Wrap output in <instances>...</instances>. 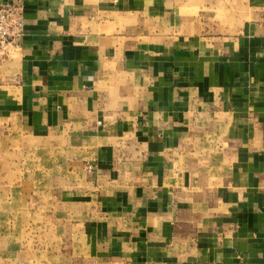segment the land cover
<instances>
[{"label":"crops","instance_id":"crops-1","mask_svg":"<svg viewBox=\"0 0 264 264\" xmlns=\"http://www.w3.org/2000/svg\"><path fill=\"white\" fill-rule=\"evenodd\" d=\"M7 3L0 264H264V0Z\"/></svg>","mask_w":264,"mask_h":264},{"label":"built area","instance_id":"built-area-1","mask_svg":"<svg viewBox=\"0 0 264 264\" xmlns=\"http://www.w3.org/2000/svg\"><path fill=\"white\" fill-rule=\"evenodd\" d=\"M22 33V6L19 3L0 4V51H6Z\"/></svg>","mask_w":264,"mask_h":264},{"label":"rangeland","instance_id":"rangeland-1","mask_svg":"<svg viewBox=\"0 0 264 264\" xmlns=\"http://www.w3.org/2000/svg\"><path fill=\"white\" fill-rule=\"evenodd\" d=\"M88 170H90L91 169V167L90 166H88V168H87ZM21 232V231H20Z\"/></svg>","mask_w":264,"mask_h":264}]
</instances>
